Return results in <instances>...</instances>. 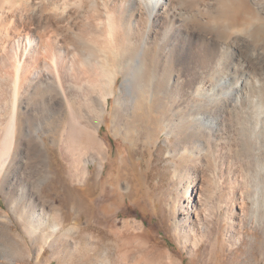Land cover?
<instances>
[{"label": "bare ground", "instance_id": "1", "mask_svg": "<svg viewBox=\"0 0 264 264\" xmlns=\"http://www.w3.org/2000/svg\"><path fill=\"white\" fill-rule=\"evenodd\" d=\"M211 1L213 0H4V2L0 0V4L22 3L27 6L28 10L32 8L37 10L36 14H29V11L28 13L17 12L18 10L16 13L10 14L11 11L8 12L0 8L1 11L10 14L0 12V22L7 20L10 23V32L7 31L5 34L7 45L6 47L0 46V121L5 125L4 136L0 143V177L9 158L16 157L20 153L27 152L34 155L35 158H39L38 164L49 159L52 175L47 186L38 192L42 199L33 196L30 200L31 203H34V200L36 202L34 206L32 205L31 214H46L50 220L51 225L47 228L49 229L47 232L43 229L44 223H40L41 220L37 219V216L33 218L37 223L29 227L34 235L37 233L41 235L45 240L43 244L50 246L51 236L61 226L58 221L62 216L57 213L69 206L72 208L73 214H77L74 218L76 223L81 217H84L87 220L88 229H94L100 235L104 233L105 223L101 214L111 213L113 207L108 206V211L107 207L101 213L98 195L95 199L92 198L98 177L94 178L88 164L94 163L96 169H98L96 165L99 164L100 170L105 166L102 161L103 157L108 155L109 149L99 138L96 126L108 111L109 97H115L116 102L114 106L116 120L113 121V127L121 132L123 129L131 128L130 125L136 129L142 127L144 122L142 123L140 119H137L136 124L133 122L130 125L126 121L138 100L144 96L153 98L158 95L167 99L168 105L159 107V111L163 112L161 122L167 129L165 146L171 137L176 138L179 134L177 133L178 118H182L180 110L186 102L189 103L188 107L191 109L189 112L190 127L193 134L199 135L198 138L218 133V120L210 114L215 106L229 109L228 114L233 113V116L239 118L243 133L242 143L244 146H249L247 145L249 143L251 147V150L247 149L249 154L245 157L251 159L242 166L241 170L228 167L227 170L225 169V176L220 177L222 179V183H220V180L215 177L217 172L215 167L211 177L209 176L211 179L214 178L213 181L211 179L209 181L214 183L215 188L209 186L210 183L206 182L207 178H204L203 175L191 176L192 164L199 154V139L193 137L192 142L197 145L189 144L188 146L183 138L185 147L180 153L182 158L174 166V176L181 186L180 195L185 196L193 188L191 196H187L189 199H187L186 205H181L185 216L178 225L181 227L180 236L183 244L191 242L190 246L197 259L200 256V250H202L200 243L204 242L202 238L205 237L204 234L209 228L206 226L209 216L215 214V211H212L210 207L211 201L215 198L218 200L217 210L224 207L226 214H229L228 232L234 244H238L243 232V222L238 218L236 208L240 211L239 214L246 215L248 211L254 222L257 221L260 224L264 221V90H262V95L247 93V86L244 84H247L248 81L242 78L244 86L240 90L237 89L239 75L235 74H238L240 69L236 68L241 65L242 61L230 58L228 44L221 45L218 42L220 44L218 46V43L212 38L213 36L210 35L214 30L212 20L220 19L223 30L227 31L243 20L245 14L250 10V6L255 4L249 3L247 0H215L218 4L215 7ZM256 1L252 0L251 2L256 3ZM256 8L261 9L264 13V3L262 5L257 3ZM47 9H51L52 13L43 14ZM185 15L187 16L185 17ZM205 19L207 22L202 23ZM262 24L255 29L252 37L264 40V25ZM33 25H36L39 30L43 27L46 32L41 33L38 32L39 30H34L36 28L33 29ZM236 32L234 33L237 34ZM81 55L85 56L83 61ZM250 60L242 67L251 70V73L249 75L247 71H241V73L242 76L245 74L253 81L255 78L253 71L256 68L252 67ZM257 60L260 64V69L258 68L260 71L256 74L264 81V56H258ZM209 71L223 73L226 77L229 75L227 78L233 79L237 86L234 85L236 86L234 87L228 83L226 87L218 88L215 83L214 86L213 84H200L199 74ZM174 72L177 73L176 76L174 75L175 77L171 75ZM166 76L169 79L168 83L162 87L157 86L158 81H163ZM119 77H122L123 81L120 94H117ZM32 89H41L43 93L50 96L51 105L47 107L49 111L56 112L64 105L67 106L70 128L76 131V135L82 141L81 146L91 153L90 158L74 162L77 166H81L78 168V170L80 169L78 173L76 171L74 174L66 175L63 172V164L60 161V164L58 163L60 156L57 158V154L62 156L66 152H70L68 143L61 146L48 145L46 140L38 135L37 138H40V141L28 136L27 139L21 141L18 138L19 100L26 98ZM221 97L226 98L221 99ZM200 110L207 113L202 121L197 114ZM204 123H208L209 126ZM42 129L44 128L39 124L35 128V132L43 131ZM188 134L190 133L185 135ZM247 141L248 143H246ZM215 143L213 147L218 149L219 147ZM229 144L231 145V143ZM78 153L81 155V152ZM133 156L132 150L128 148V157L121 159L119 156L113 160V170L108 181L112 182L115 187L116 197H118L116 189L124 176L129 182L132 180L141 182V169L138 167L139 164L133 160ZM181 165H185V170H182L183 174L180 175L176 168ZM139 182H137L138 187H140ZM221 184L228 185L230 197L222 196ZM250 186H254L252 193L250 191L245 193L252 204V210L245 211L244 198L246 197L242 196L243 194L240 192L237 193V189ZM215 190L220 191V194L216 195ZM51 193L58 195L61 209H57L43 200L48 198ZM131 193L136 196V191ZM236 194H239V198H236ZM116 207L115 204L114 209ZM63 214L68 215L70 212ZM65 215L63 216L65 217ZM125 225H129V223ZM139 227L140 225L137 228L139 229ZM206 243L208 253L206 252V257H201V259L205 260L204 264H211L217 260L218 251L223 250V243L217 238ZM167 253L164 254L169 259ZM169 261V264H175L173 260L169 259Z\"/></svg>", "mask_w": 264, "mask_h": 264}, {"label": "rangeland", "instance_id": "2", "mask_svg": "<svg viewBox=\"0 0 264 264\" xmlns=\"http://www.w3.org/2000/svg\"><path fill=\"white\" fill-rule=\"evenodd\" d=\"M1 1L4 2V0ZM247 1L249 3H254L255 5L252 4V6H250V10L243 17L244 21L241 20L235 26L224 31L221 20L216 18L212 20L214 30L211 31L210 35L211 37L213 36L212 38L216 43L219 42L221 45L224 43L228 44V50L230 51L228 56L230 55V58L233 57L232 59L242 61L240 62L241 65L236 68L237 70L240 69L238 71L239 73L235 74L239 75V77L237 76L239 78L237 81L239 82V84H237V89L240 90L241 87L246 85L247 93L249 92V94L253 95L258 93L262 95L264 81H262L256 73L260 71V64L258 63L257 57L264 56V40L252 37V35L259 25L262 23V25H264V13L260 8V10L256 8V4L258 3L262 5L264 0H257L256 3L251 2L252 0ZM211 3H214L215 7L218 5L215 0L211 1ZM26 7L27 6L22 3L0 4V8L8 12L11 11L10 14L13 12L16 13L17 10V12L23 13H28L29 11V14L37 13V10L33 8L28 10ZM1 9V13L6 12L1 11ZM51 13V9H47L43 12L45 15ZM186 16L187 15H185V17ZM258 21H260L261 24L258 23ZM206 22L207 19L202 21V23ZM33 26V29L36 28L34 30H39L36 25ZM1 27L0 46L6 47L8 41L5 34L7 31L10 32L9 21L2 20L0 22V28ZM41 28L38 32L45 33L46 31L44 28ZM219 43L218 46H220ZM81 57L82 59H80L83 61L85 56L81 55ZM249 59H251L250 64L252 62V67L254 66L253 68H256L257 70H252L255 73L253 81H251L245 74L242 76L241 73V71H247L248 75L251 73V70L249 71L242 67L249 61ZM235 67H237V65H235ZM211 72H201L199 74V77L201 78L199 80L202 82H200V84H213L214 86L215 83V86L218 88H224L228 83L233 86L236 85L235 82H233V79L227 78L229 75L226 77L225 74L220 73L223 76L222 77L217 72ZM160 74H162V72H160ZM171 75L176 76L177 73L174 72ZM241 78L248 81V83L244 84ZM122 81L123 78L119 77L117 94H120ZM168 81L169 79H167L166 76L163 81H158L157 86L162 87L163 85H166ZM221 85L223 86L221 87ZM29 95H27L26 98L19 100L18 138L21 141L27 139L28 136L29 138L34 137L36 138L35 140L40 141V138H37L38 135L39 137L44 138L48 145L61 146L68 143L70 145V152H66L62 156L57 154V158L59 156L61 157H59L58 163L60 164L61 162V164H63L62 168L64 174H74L76 171L78 173L80 170H78V168H81V166H77L75 163L78 160L83 161L90 158L91 153L81 146L82 141L76 135V131H73V129L70 128L71 124L67 113V106L64 105L63 108H60L56 112H52L47 108L51 105L50 96L48 94L43 93L41 89H32L30 90ZM225 98L226 97H221V99ZM167 101V99L162 98L159 95L153 98L150 96H144L142 99L138 100L135 104L134 110L130 112L126 121L129 125L133 122L136 124L137 119H140L142 123H144L142 127L137 129L133 127V125H130L131 128L127 130L123 129V131L125 130V133L123 134V131H117V128L115 129L113 127V121L116 120V109L114 108L116 105L115 97H109L108 99V111L103 115L100 123L96 126L99 138L109 149L108 155L104 156L102 161L103 166H105L100 170L101 167L99 164L96 165L98 169L94 168V163L88 164L91 173L94 174V178L98 177V182L94 189L95 193L92 198L95 199L98 195L97 198L100 200L99 204L101 207V213H103L108 206L110 208L113 207L111 208V213L107 212L109 209L108 207L106 211L107 214H101L103 222L105 223L103 227L104 233H101V235L94 229H88V223L84 217H81L79 222L76 223L74 218L77 214H73L70 206L66 208L68 210L61 209L58 195L51 193L48 198L43 200L51 206L61 209L59 213H57L59 216H62L59 218V220H61L58 221L61 226L59 225V230L54 232L55 234L51 236L52 241H50V246L43 244L45 243V240L41 235L38 233L37 235H34L29 227H31L32 224L37 223L34 222L33 219L34 216H37V219L40 218L41 220L40 223H44L43 229L47 232L49 231L47 228L51 225L50 220L47 218L46 214H31L32 205L34 206L36 202L34 200V203H31L30 200L33 196H37V199H42L38 192L47 186L52 175L49 159H45L44 156V161L46 163L41 162L42 165L39 162V165L38 160L40 159L35 158L34 155L28 154L27 152L9 158V163L7 162L0 177V264H169V259L173 260L175 264H204L205 260H202L201 257L205 258L208 253L206 242L212 241L215 238L222 241L223 250L218 251L217 260L211 264H264V221L260 223L261 225L257 221L254 222V220L250 218L251 214H248L247 211L252 210V204L247 198L245 192L250 191L252 193L254 186H250L251 188L239 187V191L237 189V193L240 192L243 194L242 196L246 197L244 198V209L247 211L246 215L239 214L240 211L236 208L238 218L243 222V232L240 235L241 240L238 241V244L232 242V239L230 238L231 235L228 232L230 222L228 218L229 214H226V209L224 207L219 211L217 210L218 200H216V198L210 203V207L212 211H215V214H210L211 216H209V221L206 225L209 228L204 234L205 237L202 238L204 242L200 243L202 245V250H200L199 258L197 259L195 257V253L190 246L191 242H189V244H183V240L180 236L181 227L178 225L179 222L183 221L185 216L184 210L181 209V205H186L187 199H189L188 197L193 193V188L190 189V192L185 194V196L180 195L179 190H181V186L174 176V166L182 158L180 153H182V150L185 147L184 141L188 146L189 144L192 146L194 144L197 145V143L192 142L193 138L199 139V157L197 156L196 161L192 164L193 169L190 171V175H203L204 178L206 177L208 179V181L207 179L205 180L207 183H210L209 186H212L213 188H215V185L214 183H211V181H213L214 178L212 177L211 179L210 175H212L215 167L217 168V172L215 174L216 176H214L220 180V183H222L220 177L225 176V171L228 167L230 169L235 167L234 169L241 170L242 166L245 165L246 162H249V159L251 158L248 159L245 157L249 154V152L247 153V149H250L251 147L248 141L246 143H248L247 145L249 146H244L242 143L243 133L241 132L242 127L239 124V118L233 116V113L228 114L229 109H225L222 106H215L214 109H212V113H210L218 120V135L211 134L209 137L205 136V139L202 137L198 138L199 135L193 134V130L190 127L189 112L191 109L188 107V102L181 106L182 111L180 110V116H182V118H178L180 124L178 123L179 129L177 131L179 134H177L176 138L171 137L169 143L165 146L164 141L167 137V129L163 127L164 124L161 122L163 112L159 111V107H166L168 105ZM197 114L202 121L205 119L207 113L205 114L204 110H200ZM39 124L44 129H42L43 131L35 132V128ZM187 124H189V126H187ZM204 124L209 126L208 123ZM183 127L184 129H181ZM4 132L5 125L0 121V143L3 139ZM187 133L191 134H188L189 136L187 135L188 138L185 135ZM183 138L185 139L184 141ZM213 142H216L215 144L219 147L218 149L213 147ZM229 143H231L232 146ZM128 148L132 150L134 155L133 160L139 164L138 167L141 169V182L133 180L132 182H129L127 177L124 176L116 189L118 193V197H116L114 194L115 187L112 182L108 181V178L112 174L113 160L117 159L119 156L121 159L128 157ZM219 151L220 153H218ZM78 152H81V155ZM184 168L185 165H181L176 169L181 175L185 170ZM209 179H211V181H209ZM137 182H139L140 187H138L139 185H137ZM221 185L222 196L227 198L230 197L228 185ZM72 186H74V184H72ZM225 187H227V189H225ZM133 191H136V196L134 193H131ZM214 193L219 195L220 191L215 190ZM236 198H239V194H236ZM115 204L117 207L114 209ZM64 212H70V214H68L69 216L63 214ZM63 215H65V217ZM236 221L238 222L237 218ZM126 223H129V225L126 226ZM139 225L141 228L139 227L138 229L137 227ZM86 226L88 230L86 229ZM209 233L211 234L209 235ZM166 252H168L169 259H167L168 257L164 254ZM202 255L205 256L203 257Z\"/></svg>", "mask_w": 264, "mask_h": 264}]
</instances>
